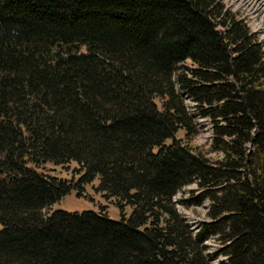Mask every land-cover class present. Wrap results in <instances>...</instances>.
Returning <instances> with one entry per match:
<instances>
[{
	"label": "trees",
	"instance_id": "obj_1",
	"mask_svg": "<svg viewBox=\"0 0 264 264\" xmlns=\"http://www.w3.org/2000/svg\"><path fill=\"white\" fill-rule=\"evenodd\" d=\"M181 93L215 159L176 137L197 132ZM73 161L76 182L43 168ZM95 179L119 218L44 213ZM193 181L210 198L196 234L174 200ZM212 234L223 264H264V43L240 10L0 0V264H211Z\"/></svg>",
	"mask_w": 264,
	"mask_h": 264
},
{
	"label": "rangeland",
	"instance_id": "obj_2",
	"mask_svg": "<svg viewBox=\"0 0 264 264\" xmlns=\"http://www.w3.org/2000/svg\"><path fill=\"white\" fill-rule=\"evenodd\" d=\"M224 1L234 10H240L241 14L247 16L249 24L254 30H256L264 43V0ZM186 64L189 66L191 65V62L187 61ZM156 100L160 105H162L161 99L157 98ZM184 101L188 104L191 116L194 118L193 124L197 129V132L194 135H188L185 129L180 128L177 131L176 137L180 138L196 152L202 151L208 157L215 159V153L209 150L213 135L211 119L202 116L195 108L191 99L186 97ZM167 142H170V140ZM75 167H77V164L73 161L66 165H54L53 163L47 162L43 168L45 170H50L59 177L67 178L71 180V182H76L78 174L74 170ZM97 185L98 179H95L93 182L80 186L79 189H73L70 193L66 194L49 207L43 208L44 213L57 208H64L70 211H82L84 209L92 208L106 213L110 217H120L121 210L117 206L114 198L105 196L96 188ZM205 189L206 186L193 181L179 189L174 197L179 212L184 218H186V221L190 226L189 228L193 234H196L199 230H201L204 221H211V216L209 215L210 198L207 196L204 197ZM130 211L131 208L129 206L124 207L125 215H128ZM205 240V243L207 244L206 252L209 254L211 264H223L222 260L225 261L227 256L220 253V249L223 244L220 243L218 235H209Z\"/></svg>",
	"mask_w": 264,
	"mask_h": 264
}]
</instances>
